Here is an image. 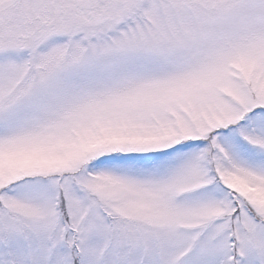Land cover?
<instances>
[{"label":"snow or ice","instance_id":"snow-or-ice-1","mask_svg":"<svg viewBox=\"0 0 264 264\" xmlns=\"http://www.w3.org/2000/svg\"><path fill=\"white\" fill-rule=\"evenodd\" d=\"M0 264H264V0H0Z\"/></svg>","mask_w":264,"mask_h":264}]
</instances>
